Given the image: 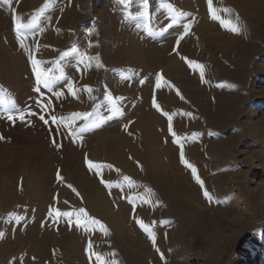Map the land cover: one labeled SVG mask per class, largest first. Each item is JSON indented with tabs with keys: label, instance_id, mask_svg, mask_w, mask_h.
Here are the masks:
<instances>
[{
	"label": "bare ground",
	"instance_id": "obj_1",
	"mask_svg": "<svg viewBox=\"0 0 264 264\" xmlns=\"http://www.w3.org/2000/svg\"><path fill=\"white\" fill-rule=\"evenodd\" d=\"M45 1L47 0H9L11 6L6 4V13H4L0 24L4 25L11 22V27L13 28L11 29L13 33L11 36L17 38L12 20L13 13L20 16L21 12L25 14L28 11L33 14V18H37L38 15H48L51 17L49 23L52 24L53 22L56 24L58 22L61 28H67L65 26L70 19L75 20L76 26H79L93 17L98 18L99 22H103L104 17L109 16L107 21L109 25L107 24V26L111 27L112 30L108 35H110L111 39L113 38L115 43L113 52L116 59L118 60V55H123L122 47L118 44V37L135 46L132 49L131 57H124L123 65L125 74L131 73L136 76L132 83L131 81H125L118 84V79H115V82L111 83V88H109L115 95H110L113 98H118V95L125 96L128 93H134L136 95L135 98H140L143 96L141 92L143 87L150 84L149 77L156 80L158 75H162L163 79L168 82L167 84L162 83L159 89H150L149 93H147L150 102L145 107V110L141 108V111L138 110L136 116L134 115V123L130 127L133 132L131 139L126 133L128 121H125L121 132H115V134L110 135L107 141L102 138L101 134L96 136V138L85 136L83 138V147L81 148V152L83 151V154L80 155L81 160H78L79 163L77 165L76 163L73 165L75 174L70 171V168H67L69 165L67 160H71L69 156H66L65 160L57 157L52 159V157L48 156L44 158V163L49 165L53 164V162L60 163L59 169L61 173L69 176L66 178V182L72 186L71 188L68 186V188H65L59 184L56 187L58 188L59 186L60 188L59 195L69 201L66 204H62L61 211L70 212L73 207H85L84 209L88 213L90 212L91 215H99L100 221L109 228L108 239L105 238V233L103 235L96 234L98 237H95V239L98 238L96 240L103 243L104 250L102 252L99 251L101 261H97L95 257L93 264H101V262L103 264H148L146 261L147 254L151 250L156 253L159 252V254L161 251L163 253V248L157 243L158 240L153 241V239L147 238L140 232L136 233L137 235L134 237H130L126 231V239L124 240L123 238V240L130 245L132 250L120 246V243H118L119 235L123 233L126 227H124V224H120V227H118V221L120 218L123 221H130V218H135V216L131 215H144V217L141 216L142 218L137 219V222L135 221L132 224L135 228L141 227L138 221H142L144 225L150 219L152 221L154 219L151 216L153 209L147 199L154 194L153 197L166 200L171 207L177 204L184 207V209L182 208L179 211L182 210L181 212L186 216H181V213L179 215L181 218H177L180 220L181 226H187L186 220L188 219L186 218L190 215L188 203L200 200L210 201L204 195L205 190L209 193V187L203 179V175L206 172L205 166L211 153L219 154L223 151L221 148H226L223 146L224 144H221L223 143L222 140H217L216 135L220 131H225V125L221 118L227 115V124L232 127L237 126V124H240L239 115L242 112V108L249 101V96L246 95L247 92L258 100L263 94V91L260 92L261 90L259 91L258 89L257 91L256 88L260 84L258 81L262 78L264 69V0H213V8L217 11L216 13L220 20L226 22V26H221L219 20H213L212 17L210 19H206V17V20L204 19L199 23L196 22L198 20L196 17L199 14V16L206 14L208 9L207 0H164V4H171L177 11L174 16H167L168 8L167 12H164L165 9L160 12L154 9L153 6L154 10L152 9L150 13L152 26L157 30L156 33L163 34L165 39L150 41L148 40L150 39V33L143 34L141 27L131 26L126 30H124L125 28H118V5H113L117 3L115 0H108L103 9H100L102 8L101 4L96 0H62L63 7L59 6V0H52L53 4L42 9ZM225 7L231 11L230 13L236 11V15L229 17L228 12V14H224L222 9ZM181 12L183 15H179ZM177 17L181 22L188 23L186 27L188 28L187 35L183 34L182 30V32L180 30H177V32L171 30L170 25L173 24L174 19ZM33 18L29 17V20L31 21ZM21 21L25 23L26 19L21 18ZM36 21L38 22L37 19ZM227 22H230V25ZM232 25L239 27L241 31L239 33L230 31L229 27ZM95 27L99 36L101 31L105 30L97 23ZM180 32L182 35H180ZM35 33L29 35L32 39H28L29 36L26 37L27 35H24L26 37L23 39L24 47H21V40L18 39L17 47L15 45L13 46L14 48L12 47L14 50L17 48L19 50L17 52H13L12 48L6 46L3 40L0 41V66L10 74L11 80H15L16 83L19 80V76L25 77V75H28L24 67L29 57L28 49H33L36 46V43L39 42L38 38L40 40L42 35H44L43 37L46 39L54 40L59 51L64 48V40L69 37L68 35L75 33V29L68 30V32L57 37L54 32L49 31L45 34L42 32ZM181 36H183V39H181ZM177 40H179V45H177ZM10 41L8 39L9 44L11 43ZM33 42L34 44L32 45ZM101 46H99L100 50ZM103 50L106 49L104 48ZM32 53H30V56H32ZM47 54H49L48 57L50 58L56 56H51V53ZM103 56L107 66L114 65L111 63L112 61H109L110 59L105 52H103ZM181 57L204 66L203 80L199 70L189 67L186 60ZM73 62L67 72L71 71L78 62L82 67V71L74 74L76 78L73 84L70 82L64 84V78H61L64 84L62 87L63 93L68 96L67 100H69L68 103L71 109L76 108L81 114H84L89 107L96 103L103 101L108 103L107 96L109 94L100 91L102 73L99 69H94V61L92 62L90 59V61L81 62L74 60ZM34 73L36 75L35 71ZM251 76L253 77L250 78ZM55 78L59 80L57 74ZM253 78L255 79L252 80ZM250 81L253 82L250 83ZM50 84H53V82ZM250 84L253 85L252 88ZM259 87L263 88L260 85ZM87 89H91V92ZM25 91L24 89L23 92ZM177 92L180 95H177ZM153 97H155L163 112L172 115V132H175V138L169 132L167 117L153 107ZM126 102L127 98L124 97L123 104L119 103V107L121 108ZM102 107V105L96 106L94 115L91 116V122L101 120L105 114L111 113L109 109H103ZM195 113H197L196 118L194 116ZM75 125L80 133L85 131V128H82L83 123L80 122V119H75ZM177 138L179 143L174 142ZM236 138L232 136V140L231 138L228 140V142L231 141L230 143L227 142L229 150H231L234 143L233 140ZM161 141L164 143L161 144ZM181 150H183L185 160L187 158L192 164L197 165H195V176L192 169L186 175L182 176L180 174L185 165L180 159ZM89 162L105 165V167L90 169ZM106 165H112V168H108ZM260 170V165L256 166L254 175H257ZM53 173L54 171L51 173L52 177ZM19 175L11 176L10 174L11 183L15 186ZM118 176L122 178L127 176L132 180L141 178L142 182L139 181L140 183L135 180V182L132 181L135 191L123 194V196L128 195L125 198H128L131 202V208L128 205L118 206L117 198L114 195L112 197L108 196L106 194L108 190L104 189V183L101 182V179L106 181L107 179L114 180L115 178L118 181ZM197 177L203 182V187L197 182ZM214 180L219 181L217 178H211V182ZM121 181L125 180H120L119 182ZM220 181L222 182V180ZM29 182L24 185V190L28 192L30 189L29 191L32 193V186ZM111 183L113 185L111 188L115 190L113 192H117L122 196V193L118 190V183ZM6 187V182L5 184H0V206L5 210L14 207V198L22 199L19 189L17 191L15 188V190H12ZM73 188L76 190L75 192L72 191ZM129 189H131L130 186L129 188L127 187V190ZM140 189H142V192H139ZM151 190L155 193H152ZM219 192L222 193V191ZM30 196L25 198L23 204L32 205V209L34 208L38 211L39 219L34 225L29 223L25 224L26 226L24 225L23 228L20 227L21 229L14 233L15 235L11 233L13 234L11 238L0 240V260H7V263H10V261L16 262L18 260L15 258L19 259V255L26 253V264L43 263L44 259L51 252H54L57 247H64L65 256L61 257L59 255V257H55L52 264H76L77 261L72 257L80 258L82 256L83 258V245L81 243L85 238L90 240L91 237L94 238V236L90 237L93 233L90 234L89 231L80 232L79 230V232H76L77 230L75 231L74 229L67 230L75 224L73 223L75 217L71 219L61 217V225L57 223L55 228L60 229V231L64 229L65 235L60 236L58 234L56 241L54 236H52V229L45 231L39 224L41 218L48 213H45L44 210L47 209L44 208L46 204L45 206H42V204L46 202L47 198H51L52 192H46L40 198L38 197L37 200ZM113 206L117 208H112ZM176 210L172 209L171 213L175 215L177 213ZM114 214H119L120 218H117ZM45 218L47 217L45 216ZM48 221L51 222L52 220L48 218ZM111 241L114 242L113 247H111ZM94 242L98 244L97 241ZM95 246L97 249L99 248V245ZM115 250L116 253L113 254L112 252ZM154 255L157 257L156 254ZM260 255H264L263 247L246 249L239 254L235 264H254V261H257ZM83 260L85 264L90 259L85 257ZM161 264L168 263L162 261Z\"/></svg>",
	"mask_w": 264,
	"mask_h": 264
},
{
	"label": "rangeland",
	"instance_id": "obj_2",
	"mask_svg": "<svg viewBox=\"0 0 264 264\" xmlns=\"http://www.w3.org/2000/svg\"><path fill=\"white\" fill-rule=\"evenodd\" d=\"M96 1H99L98 3L101 4L100 6L102 7L100 9H103V6L106 5L108 0ZM115 1L117 3L113 5H118V28H125L124 30H126L131 26H138L142 28L140 29L143 34L150 33L149 41L165 39L163 34L156 33L157 30L152 26V16L150 15L153 6L157 11L159 10L160 12H163V9H165L164 12H167V8L161 6L164 4V0H148V12L150 15L148 21H145L142 18L133 19L126 16V12H131L133 16H135L137 12L142 11L144 0H131L127 9H125L124 5L121 4L119 0ZM53 3L52 0H47L44 2L43 6H48ZM6 6V4H0V23L4 13H6ZM43 6L42 9L47 8V6ZM59 6L63 7L62 0H59ZM224 9L228 8L225 7ZM201 11L204 13L203 10ZM27 12L28 11H26L25 14H22L21 12L20 14L22 19H26L25 24L29 23V17L33 18V14L30 12H28V14ZM222 12L224 14L227 13L224 11ZM230 12L231 11L228 12L229 17H234L236 15V11L232 13ZM77 13L84 14L82 12ZM166 15L174 16V13L168 11ZM199 15L196 17L198 19L196 20L197 23L203 21L206 17V19L212 17L209 7L205 14L206 16ZM108 17L109 16L104 17L105 19L103 18V22H99L98 18L93 17L79 26H76L75 20L70 19L65 26L67 28H61L58 22H56V24L53 22L52 24L49 23L51 20L50 16L38 15L36 18L38 20L36 26L24 32V35H27L26 37L35 32H42L45 34L47 31L54 32L57 37L72 29H75L76 34L72 33L73 35H68L69 37L64 40V48L59 51L54 40H48L43 37L44 35H42L40 40L38 38L37 40L39 42L36 43V46H34L33 49H28L29 57L27 58V66L24 65L28 75H25V77L19 76L17 83L13 79L12 81L10 74L0 66V184L2 185L6 182L7 189L13 190L15 188L17 191L19 189L20 197H22V199L18 197L14 198L15 205L12 209H7L8 211L0 206V234H4L0 240H5L8 237L11 238L13 234L20 230V227L23 228L25 224L33 223L34 225V223L38 221V211L34 208L32 209V205L29 206L23 204V202L26 197H29V195L37 200L38 197L40 198L41 195H44L46 192H52V196L49 199L47 198V203L45 202L42 204V206H45L46 204L44 208L47 209L44 210L45 213H48H44L45 215L41 218L39 224L45 231L52 229V236H54L56 241L58 239V234L60 236L65 235L64 229H61L60 231V229L55 228L57 223L61 225V217L56 218L54 215L49 216L48 214L50 210L58 209L61 211L62 204H66L65 200L67 203L69 202L67 198H63L59 195V186L56 188L58 184L66 188L68 186L66 178L69 176L61 173L59 169L60 163L53 162L51 165L44 163L45 156L52 157V159L54 157L59 159L63 158V160H65L66 156H69L71 160H67L69 164L67 168H70V171L75 174L73 165H75V163L77 165L81 160L80 155L83 154L81 148L83 147V138L85 136L96 138V136L101 134L102 138H105L107 141L110 135L115 134V132H121L125 121H128L129 123L127 125L126 133L131 139L133 132L130 130V127L132 126V123H134L136 112L138 113V110L141 111V108L145 110V107L150 102L147 93H149L150 89L156 88L154 87L156 86V80L151 79V77H149L150 84L143 87L141 91L143 96L140 95V98H135L136 95L134 93H128L125 96L118 95V98L114 97L113 101H108V103H106L107 101L96 103L86 110L85 113L91 114L87 120L81 119L80 117L75 118L80 119V122L83 123L82 128H85V131H81L80 133L75 125V119H73V116L77 113H81L76 108L71 109L68 103L69 100H67L68 96H65L62 88L65 83L67 84L70 82L73 84L76 78L74 74L78 73V71H82V67L78 62L71 71L69 70L67 72L70 65H73L74 60L90 61L91 59L92 62L94 61V69H99L102 73L100 81V91L102 93L115 95L113 91L109 89L111 88V83L113 84L115 82V79H118V84L120 82L124 83L125 81H131L132 83L136 77L131 73L125 74L123 65L124 57L130 58L132 55V49H134L135 46L134 44L130 45L125 39L118 37V44L122 47L123 55H118L119 58L118 60L116 59L115 53L113 52L115 49V43L113 42V38L111 39L110 35H108L112 30L111 27L107 26ZM96 23L102 28H105V30L101 31L100 36L96 33ZM187 25L188 23L181 22L177 17L174 19L173 24L170 25V28L172 31L176 32L177 30H182L183 32H181L184 34ZM11 29H13L11 27V22L4 25L0 24V41L3 40L6 46H9L10 48L14 45L17 47L16 44L19 42L18 38L11 36L13 34ZM181 32L180 35H182ZM8 39L11 40L10 44L8 43ZM28 39H32V37L29 36ZM33 44L34 42L32 45ZM100 45H102L101 50L99 48ZM13 48V52L19 51L17 48H15V50ZM72 48L78 49V52L65 57L63 54L70 52ZM102 48H105L106 50H103ZM45 49L46 51H49L47 53L52 54L51 56H56L51 58L48 57L49 54L46 53ZM31 52H33L32 56H30ZM103 52L108 55V58L110 59L109 61H112L111 63L114 65L107 66L105 64ZM32 59L41 62L37 65L39 70L48 71L49 75L54 77L51 81L53 84H49V86L45 87L43 83H38L37 75H34ZM56 74L58 75L59 80L55 78ZM252 77L253 76L250 78ZM61 78H64V84ZM254 79L255 78L252 80ZM251 82L253 81H250V83ZM258 82H260L259 85L264 88V69L262 72V78ZM259 85H257L256 90H261L260 92L263 91L260 100L255 99L253 96L249 95L248 92L246 94L249 96V101H247L248 103L246 106H243L242 112L239 115L240 124L232 127L230 124H227V115H224L221 118L225 125H223L225 131L218 132L217 130L218 133H216V135L217 140H222L223 143L221 144H224L223 146L226 148H221L223 151L219 154L214 152L211 153L205 166L206 172L203 175V179L209 187L208 191L212 199L210 201L200 200L188 203V208L190 210V215H188L190 217L188 216L186 218L188 219L186 220V224H188L187 226L189 227L186 225V227L184 225H182V227L180 220L177 218H181L179 215L182 213V210H179L182 208L184 209V207L179 204L171 207L166 200H160L153 197L154 194L147 199L153 209L151 216L155 220L152 219L151 221L150 219V221L146 223V226H148L149 231L152 233V236L155 237V240H158L157 243L163 248V253L161 251L162 254H159V252L156 253L152 250L147 254L146 261L148 264H161L162 261L167 262L168 264H235L239 254L244 250L256 247L264 248V89H261ZM252 87L253 85H251V88ZM24 89L26 90L25 92H23ZM124 97L127 98L126 105L124 104L120 108L119 103L123 104ZM98 105H102L103 109H109L111 113L105 114L101 120L91 122V116L94 115V109ZM195 114L194 116L196 118L197 113ZM53 116L56 117V122H53ZM41 117H43V119H41ZM45 121H47V123H45ZM116 128H118V130H116ZM232 136L235 138L237 136V138L233 140V146L231 150H229L228 143L231 141L228 142V140L230 138L232 140ZM163 143L164 142L161 141V144ZM186 161L194 168L197 166L196 164V166L192 164L191 161H188L187 158ZM258 165H260L261 170L257 175H254V169ZM191 169L192 168L184 165L180 174L182 176L186 175ZM53 171L54 173L52 177L51 173ZM10 174L11 176L20 174L17 178L16 186L11 183ZM121 176H118V181H116L115 178L114 180L107 179L106 182H109L110 184H112L111 182H117L118 190L122 193V196L117 192H113L115 190L111 187H106L105 184L104 189L108 190V193L106 192L108 196L112 197L114 195L115 198H117L118 206L128 205L131 208V202L128 198H125V196L128 195L123 196V194H129L136 189L134 190L132 186L131 189L127 190V187L129 188V185L126 184L128 181L119 182L120 180H124V177L122 178ZM211 178H217L219 181L214 180L211 182ZM129 179L131 182H142L141 178L133 180L131 178ZM220 180H222V182ZM28 182L32 186V193H30V189L28 192H25L27 190H24V185ZM219 191H222V193ZM139 192H142V189H140ZM151 192L155 193L152 190ZM113 204L116 206L115 203ZM80 208L84 209L85 207H73L70 212H73L75 215ZM112 208L117 207L113 206ZM170 209L176 210L177 213H174L175 215H173ZM33 210L35 213L32 212ZM22 212L26 214H23ZM87 214V217L83 215L79 217L73 215V217H75L73 223L75 224L67 230L74 229L75 231L77 230L76 232L86 231L84 227L76 226L77 219L81 221L82 225L87 222L89 217L100 221L99 215H91L90 212H87ZM182 214L181 216L185 215ZM114 215L117 216V218H120L119 214ZM45 216L47 218H45ZM109 216L111 217V215ZM131 216H135V218H130V221H123L122 218H120L118 221V227H120V224H124V227H126L123 233L119 235L120 238L118 243H120V246L132 250L130 245L126 244L124 241L127 234L130 237H134L140 232L147 238L152 239V237H150L148 232L142 227L135 228L134 225H132L135 221L137 222V219L142 218L141 216L144 217V215ZM16 217H20V219L17 220ZM48 218L52 221L49 222ZM160 221L161 223H159ZM100 222L104 225L106 232L104 229L100 228V225H89L87 231H89L90 234L93 233L95 235H90V237L94 236V238L91 237V240L85 238L81 243L83 245V258L82 256L80 258L75 256L72 257L77 261L76 264H84L85 261L83 259H85V257L90 259L86 261L85 264H93V259L95 258L93 253L99 254V251L102 252L104 250L103 243L96 240L98 238L95 239V237H98L96 234L103 235L105 233L104 236L108 239L109 228L106 227L102 221ZM126 231L128 232L127 234ZM105 238L103 237V239ZM92 239L97 241L98 244H95ZM90 244L92 246L91 248L89 247ZM95 245H99V248L97 249ZM113 245L114 242L111 243V247H113ZM58 248L59 247H57L54 252H51L49 256L44 259L43 263L35 262V264H52L55 257H59V255L64 257V253L66 252L64 247ZM112 253L115 254L116 250ZM154 254H156L157 257ZM19 256V259L15 258L18 260H15L17 264H26L25 257H27V254L25 253L24 255ZM61 260H63V258H61ZM7 262V260H0V264H16V262L13 261H10V263ZM254 264H264V255H260V257L258 256V260L254 261Z\"/></svg>",
	"mask_w": 264,
	"mask_h": 264
},
{
	"label": "snow or ice",
	"instance_id": "obj_3",
	"mask_svg": "<svg viewBox=\"0 0 264 264\" xmlns=\"http://www.w3.org/2000/svg\"><path fill=\"white\" fill-rule=\"evenodd\" d=\"M119 2L124 5L125 9H127L129 7L130 3H131V0H119ZM207 3H208L209 11H210V13L212 15V19L213 20H219L221 26H226V22L224 20H220V17L217 15L216 10L213 8V0H207ZM0 4H9V0H0ZM9 6H11V5L9 4ZM45 6H47V5H45ZM161 6L168 8V10L170 12H173V13H175L177 11L171 4H162ZM222 11L229 12L230 10L229 9H222ZM179 15H183V13L181 12V13H179ZM126 16H128L130 18H133V19L142 18L143 20L148 21L150 19V15H149V12H148V0H144V5H143V10L142 11L137 12L135 14V16H133V14L131 12H126ZM12 20H13V23H14V30L16 32V36H17L18 39L21 40V47H24L23 39L26 38L24 36V32L26 30L31 29V28L36 26V22H37L36 18L34 17L29 23L25 24V23H23L21 21V18H20V16L18 14L13 13ZM227 24L230 25V22H227ZM229 30L234 32V33H239L241 31V29L239 27L235 26V25L230 26ZM187 33H188V28H185L184 34L187 35ZM181 39H183V36H181ZM177 45H179V40H177ZM77 52H78V49L72 48L70 52H66L63 55L65 57H67V56L75 54ZM181 58L186 60V62L188 63L189 67H191L193 69H198L199 72H200L201 79L203 80V77H204V66L201 65V64H197V63H195V62H193L191 60H187V58H185V57H181ZM81 62H83V61H81ZM32 63L34 65V71L36 72L38 83H43L45 87L49 86L50 82L52 81V79H54V77L50 76L48 71H41V70L38 69L37 65L39 63H41V62H39V61H37L35 59H32ZM162 83L163 84H167L168 82L163 79L162 75H158L157 79H156V88H158V89L161 88ZM87 90L89 92H91V89H87ZM177 95H180V93L177 92ZM107 99L109 101H113V97L110 94L107 96ZM181 99H183V97H181ZM153 107H155L158 112H161L162 115L167 117L168 122H169V132L172 133L173 137L175 138L176 134H175V132H172V115H169L167 112H163L161 110L159 104H157V102H156L155 97H153ZM89 115H91V114L90 113H85V114L77 113V114H75L73 116V119H75L76 117H80L81 119L87 120ZM173 115H175V114H173ZM21 119H22V117H21ZM41 119H43V117H41ZM52 120H53V122H56V117L53 116ZM45 123H47V121H45ZM174 142L179 143V139L178 138L175 139ZM180 159H181V162L185 163V165L187 167L192 168L193 175L195 176L196 175V169L185 160L183 150H181ZM103 167H105V165L94 164L92 162H89V168L90 169H92V168L101 169ZM106 167L112 168V165H106ZM124 180L128 181V184H129L130 187L134 186L132 184V182L130 181L129 177L125 176ZM101 182L104 183L106 187H112L113 186L109 182L104 181L103 179H101ZM197 182L201 185V187H203V182L200 181L198 177H197ZM68 187L71 188L72 186L68 185ZM72 191L75 192L76 190L73 188ZM77 195H79V193H77ZM204 195H205V197L208 200L212 199V197L209 195V193L206 190L204 192ZM65 203H67V201H65ZM53 215L56 218L68 217L69 219H71L73 217L74 213L73 212H61L58 209L50 210L49 211V216H53ZM75 215L78 216V217L81 216V215H83L85 217L88 216L87 212L83 208H80L78 213H75ZM16 219L19 220L20 217H16ZM138 223H140V226L146 232H148L149 236L152 237V239L154 241L155 237L152 236V233L149 231L148 226L144 225L142 221H138ZM89 225H100V228L104 229L105 232H106V229H105L104 225L99 220H96L94 218H90L89 217L87 222L84 223L83 225L81 224V221L79 219L76 220V226L77 227H81L82 226V227H84V229L86 231L89 229ZM0 238H2V234H0ZM89 247L91 248V244L89 245ZM93 255H95L97 261H101V257H100L99 254L93 253ZM101 264H103V262H101Z\"/></svg>",
	"mask_w": 264,
	"mask_h": 264
}]
</instances>
